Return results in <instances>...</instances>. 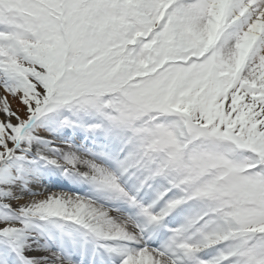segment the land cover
<instances>
[{"label":"snow or ice","instance_id":"1","mask_svg":"<svg viewBox=\"0 0 264 264\" xmlns=\"http://www.w3.org/2000/svg\"><path fill=\"white\" fill-rule=\"evenodd\" d=\"M0 264H264V0H0Z\"/></svg>","mask_w":264,"mask_h":264}]
</instances>
